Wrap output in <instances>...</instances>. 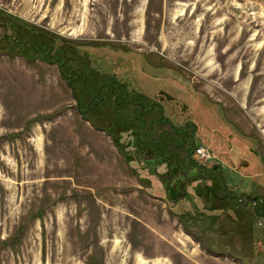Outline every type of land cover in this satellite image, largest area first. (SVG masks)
<instances>
[{"label": "rangeland", "instance_id": "obj_1", "mask_svg": "<svg viewBox=\"0 0 264 264\" xmlns=\"http://www.w3.org/2000/svg\"><path fill=\"white\" fill-rule=\"evenodd\" d=\"M0 15L21 26L22 38L35 31L37 44L46 43L42 37L73 49V59L87 53L106 65L119 47L131 64L148 58L173 68L211 99L199 98L200 109L186 100L200 129L231 133L226 151L199 145L219 157L224 176L230 163L239 174L260 173L262 183L264 0H0ZM31 48L22 55L0 43V264H254L241 257L238 238L226 243L216 216L192 225L201 198L213 196L209 181L196 180L202 197L187 186L190 216H176L149 194L142 165L127 163L110 136L78 113L56 65ZM149 81L174 92L175 83ZM245 137L261 164L255 157L253 165ZM209 164H188L187 176ZM256 238L250 245L264 254V232Z\"/></svg>", "mask_w": 264, "mask_h": 264}, {"label": "flooded vegetation", "instance_id": "obj_2", "mask_svg": "<svg viewBox=\"0 0 264 264\" xmlns=\"http://www.w3.org/2000/svg\"><path fill=\"white\" fill-rule=\"evenodd\" d=\"M0 30V43L4 49L14 50L16 45L22 55L31 54V45L36 44L37 37L41 36L40 34L33 36L37 32L27 31L28 34L22 38L21 26L15 24L14 19L3 15H0ZM40 41L46 42L42 46L37 45L42 51V59L56 65L59 75L66 81L71 91L78 113L85 119L139 121L146 132L155 130L161 142H166L173 151H178L179 160L190 157L199 144L226 151L232 143L227 137V134L231 135L227 127L223 128L225 134L219 129L209 133L200 129L199 123L193 120L194 112L186 100L193 102L195 109H200L199 98L202 99L203 96L188 88L189 85H185L187 82L183 81V78H176L172 73L173 68L165 70L154 65L148 58H144L145 63L136 64L134 61L131 64L129 62L132 59L122 56L119 47L111 48L116 51L117 56L108 59V64L96 65L89 55L87 57V53L86 56L80 54L83 56L82 59L79 55L73 59L72 54L76 55L73 49L66 46L53 48V41L44 40L42 37ZM67 50L70 53H66ZM35 55L40 54L37 52ZM74 61L75 65L72 64ZM157 66L163 71H156L159 69ZM152 79H164L175 83L174 92L168 88H161L160 84L154 89L155 86L149 81ZM203 98L210 99L207 96ZM206 103L211 104L209 101ZM149 155L139 146L133 161L136 165H143L146 161L144 158ZM217 158L220 160L218 156ZM257 161L261 164L260 158ZM218 164L220 161L212 165L214 180L209 181V185L210 182L213 186L218 185L219 178L224 176ZM227 168L222 190L217 191L214 198L217 202L222 199L226 202L225 217L235 229H241V234H238L239 243H247V248L242 246L245 253L241 257L248 263L256 264L261 260L259 256L263 252H255L250 243H256V236L259 237L264 232V194L258 192L260 187L263 190L264 182H260L258 172L252 175L239 174L233 170L230 163ZM244 180L246 185H243Z\"/></svg>", "mask_w": 264, "mask_h": 264}, {"label": "trees", "instance_id": "obj_3", "mask_svg": "<svg viewBox=\"0 0 264 264\" xmlns=\"http://www.w3.org/2000/svg\"><path fill=\"white\" fill-rule=\"evenodd\" d=\"M34 44V50L41 52V49L39 50L38 46H41L43 44H37L38 42H35ZM32 51V52H35ZM20 52V54H23L20 50L17 51ZM34 57V56H31ZM30 58V57H29ZM89 121L93 126H95L98 129L103 130L107 135L110 136L114 146L116 147L117 151L120 153V155L124 158V160L130 164L134 160V154L137 152V147L139 146L148 152L149 157L144 158L146 160L143 165L142 169L146 170L143 173L147 174L148 179L144 180L146 187L148 188V192L151 196L157 197L164 201L167 206L169 207L170 211L174 213L176 216L182 218L184 217L185 210L180 205L179 208H173L171 206L173 205V201L177 200L181 196H184L185 188L187 185L190 184V182L196 181L199 178H203V180H209L211 181V176H213V168H201V172L198 175H193L188 177L187 176V166L188 164L196 165L197 163L192 158V155L190 157H186L183 160H179L178 157V151H173L166 142H161L159 139V136L155 134V130H151L149 132H146L145 128L141 125L139 121L134 120H121V119H86ZM233 136L236 132H234L236 129L233 127ZM237 131V130H236ZM244 142L248 145V149L250 154H252L254 157L251 158L253 165L256 163L254 158H258L256 155V149L255 145L252 141H250L247 137L244 138ZM142 156V155H141ZM261 159V158H260ZM190 162V163H189ZM163 164L165 166V171L160 172L158 171V166ZM254 166L250 167V170H252ZM184 169H186V172H184ZM186 174V175H185ZM145 175H143L144 178ZM264 178V177H263ZM202 180V179H201ZM264 181V179H263ZM206 189L210 190L208 192L212 193L213 196L210 194L208 198H210L213 202L210 203V209H218L220 214H225L226 212V202L223 201L222 204H217L218 202L215 201L214 194L217 191L222 190V184L221 177L219 178L218 185L215 186L212 185L210 182V185L208 182H205ZM200 183L197 182L196 184H193L194 192L199 196L201 193H198V187ZM212 197V198H211ZM204 199V198H203ZM210 200V202H211ZM206 201H209L207 199ZM236 233L239 235L241 234V229H235ZM247 243H242V246L246 247ZM249 246V245H248ZM247 248V247H246ZM264 255V254H262ZM262 255L259 256L261 260H259L257 263L264 264V259Z\"/></svg>", "mask_w": 264, "mask_h": 264}, {"label": "crops", "instance_id": "obj_4", "mask_svg": "<svg viewBox=\"0 0 264 264\" xmlns=\"http://www.w3.org/2000/svg\"><path fill=\"white\" fill-rule=\"evenodd\" d=\"M192 168V166H191ZM160 171L161 173L165 171V166H162V168H160ZM211 181L214 180V177L211 176ZM209 181V180H207ZM193 184H196V181L194 180L193 182H190L189 185H193ZM188 186V184H186ZM186 187L185 188V193H184V196H181L180 198H178L177 200L173 201V205L174 207L176 208H179V206L181 205L183 207V202L185 201V197H186ZM202 201H204V208L202 209H198V211L195 213V216L196 218L192 220V225H196V223L198 224H201L203 220L207 219L208 217H213V216H216V218L214 219L213 221V225H216L217 226H223V228L221 227H218V231L219 233H221V235H223V239L226 241V243H230V241H234L236 239H234V237L239 238V235L235 232L236 230L234 229V225L227 220V218L225 217V214H220L218 211V209H211V210H208V208L210 209V202H207L206 200H204L203 198H201ZM185 213H187L185 211ZM188 216H190L188 213L184 215V220L188 218ZM225 218V220H224ZM187 221V220H186ZM190 220H188L187 222H189ZM223 221H225L226 223H222ZM227 230H229L230 232L227 233ZM228 240V242H227ZM240 241V240H238ZM257 264H260V263H257Z\"/></svg>", "mask_w": 264, "mask_h": 264}, {"label": "built area", "instance_id": "obj_5", "mask_svg": "<svg viewBox=\"0 0 264 264\" xmlns=\"http://www.w3.org/2000/svg\"><path fill=\"white\" fill-rule=\"evenodd\" d=\"M193 158L202 165H207L209 163L213 165L217 162V155L203 145L195 147L193 151Z\"/></svg>", "mask_w": 264, "mask_h": 264}]
</instances>
